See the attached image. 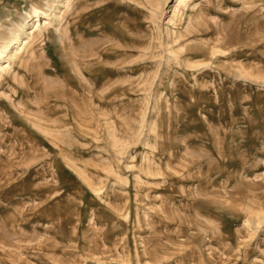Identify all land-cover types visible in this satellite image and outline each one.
Instances as JSON below:
<instances>
[{
	"label": "rangeland",
	"instance_id": "rangeland-1",
	"mask_svg": "<svg viewBox=\"0 0 264 264\" xmlns=\"http://www.w3.org/2000/svg\"><path fill=\"white\" fill-rule=\"evenodd\" d=\"M6 65L0 264H264V0H0Z\"/></svg>",
	"mask_w": 264,
	"mask_h": 264
},
{
	"label": "bare ground",
	"instance_id": "bare-ground-1",
	"mask_svg": "<svg viewBox=\"0 0 264 264\" xmlns=\"http://www.w3.org/2000/svg\"><path fill=\"white\" fill-rule=\"evenodd\" d=\"M180 2L185 3L186 0H180ZM47 14H48V13H47ZM38 22H39V20H38ZM40 25H41V24H40ZM5 64H6V63H5ZM2 65H3V64H2ZM0 67H1V66H0ZM6 67H7V65H6V66H3L2 68H0V71L6 69Z\"/></svg>",
	"mask_w": 264,
	"mask_h": 264
}]
</instances>
